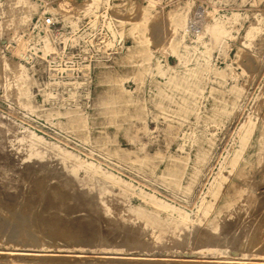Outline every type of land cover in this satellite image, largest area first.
Listing matches in <instances>:
<instances>
[{
	"label": "bare ground",
	"instance_id": "obj_1",
	"mask_svg": "<svg viewBox=\"0 0 264 264\" xmlns=\"http://www.w3.org/2000/svg\"><path fill=\"white\" fill-rule=\"evenodd\" d=\"M142 1L139 17L129 22L109 15L122 8L112 0H78L67 8L63 0H0V35L7 33L16 45L0 47L3 98H15L64 139L127 155L123 162L96 159L80 145L68 148L22 126L20 136L9 138L0 120V256L130 264L136 259L118 253L122 245L197 235L208 242L201 251L208 255H225L227 245L247 242L245 257L259 258L203 264H264V220L258 221L249 185L264 175V0H209L204 28L188 19L189 2L173 6L166 14L167 46H146L159 0ZM68 28L78 36L67 38ZM52 42L59 52L48 60ZM74 44L80 46H68ZM67 47L91 52L83 56L92 63L88 86L53 69L43 78L44 61L57 68ZM14 56L32 62L25 66ZM80 95L86 99L75 102ZM230 127L217 157L218 136ZM17 202L24 204L10 213L16 230L9 232L5 210ZM3 243L38 251L3 253ZM70 248L100 253L63 255Z\"/></svg>",
	"mask_w": 264,
	"mask_h": 264
},
{
	"label": "rangeland",
	"instance_id": "obj_2",
	"mask_svg": "<svg viewBox=\"0 0 264 264\" xmlns=\"http://www.w3.org/2000/svg\"><path fill=\"white\" fill-rule=\"evenodd\" d=\"M63 1H64L65 8H67L70 6V4L78 0H63ZM188 2L192 5L190 8L188 19L190 21H193V24H194V21L196 20L198 26L200 28H204L205 23H204L203 16H205V11L210 8V5H212L211 1L209 0H159L158 11H157L158 18L153 20V22L149 26L148 35L150 37H149V41L146 44V46H167L168 45L169 43L168 39L170 38V36H169V28H168L167 20H166L167 18L166 14L168 11L171 10L173 6H176V5L179 6L182 4H186ZM112 4L122 5V8L117 9V10H112V11L110 10L109 15H111L113 19L130 22L132 19L134 20L139 17L141 8L145 4V2L142 0H112ZM259 8H264V1L259 5ZM69 10L70 9H66V11H69ZM73 12L77 14L76 10H74ZM248 24H249V20L245 19V21L243 22V25L246 27ZM68 30L69 32L66 33V36L67 38H70V40L75 38L79 34L78 31L74 30L73 32L69 28ZM97 37H98V32L96 34V38ZM253 45L259 46V43L255 42ZM2 46H10L14 48L16 45H15V42L10 40V37L7 33H3L2 35H0V47ZM58 46L59 45H57V43L55 42H52L51 45L48 46V50H47L48 60L55 59L57 57V54L59 52ZM68 46H80V45L74 44V45H68ZM106 50L111 51V52L114 51L113 48L112 49L108 48ZM22 53L23 55L33 54L29 52V50H24ZM90 53L91 52L89 51L84 52L78 47H71V48L67 47L65 55L60 60L58 59L60 63L57 65V68H52L50 66L47 67L48 65L45 64L46 61H44L43 65L41 66L43 78L46 79L47 71L50 69H53L66 80H69L70 77L72 76L73 78H76L79 83H82L83 85H85V87L88 86L89 82L92 79H94V75L92 73L93 69L91 67V64H92L91 60L90 62L89 61L87 62L86 60L83 59V56H85L86 58L89 56ZM108 55H111V54L108 53ZM38 56H41V54H38ZM13 61L20 62L21 64H24L25 66L30 65V63L32 62L31 60L30 63H26L24 62L23 59L19 60L15 56L13 57ZM86 80L89 82L86 83L85 82ZM80 88H82V86ZM63 99L66 102L70 100L68 97H63ZM85 99L86 98L84 96L80 95L76 98L75 102H82ZM0 113L10 117L11 119L9 120V122H7L6 120H2L0 118L1 122L5 125L3 126L4 128H1V129L9 132V136H8L9 138H11L13 134L14 136L16 135L17 137L20 136L19 128L20 126H22V127L30 129L37 135L43 137L44 139L58 141L59 143H61L62 145L68 148H73L74 147L73 145H76L77 147H79L78 145H80L79 142L77 140H74L73 138L64 139V133L50 126L49 123L45 122L44 120H39L32 114H29V113L27 114L24 108H21L17 105L15 98L13 97H11L10 99L3 98L1 90H0ZM232 129L233 127H230L228 128V133L225 132L218 136L217 148H216L217 157L221 155V153L223 152L226 146V143L228 142V139H229V133H231ZM171 130H174V128H172ZM169 140L171 142H175L174 136L171 137ZM138 141L144 142L143 139L142 140L139 139ZM145 142L148 143L147 141ZM147 147L148 146H145L144 148H147ZM82 149L90 152L91 155L96 156L97 157L96 159L105 160V158H110L111 160H118V161L123 162L127 158V155L125 153L121 154L120 156L119 155L116 156L111 153L107 154V153L102 152L100 149H98L96 146L92 144H85L82 147ZM215 159L212 161V164H214ZM249 185H250V193L253 194L255 197H257L258 199V202L255 205V209L258 215V221L262 222L264 220V175H258L257 177H254L251 180V183ZM23 204L24 203L17 202L15 205H10L9 208L5 210V213L7 212L8 216L5 218L4 221H7L8 223L11 224L9 227V232L16 230V225H14L15 220L9 217V215L10 213L12 214V212L14 211L13 210L14 206L16 207V206L21 205L20 208H22ZM17 214H23V210L20 209L17 212ZM225 227L227 229L230 228L229 226H223L222 229ZM140 238L142 240V237H139V239ZM143 240H144L143 242H145V239ZM143 242H141L140 244L136 243V245L135 244L122 245L120 247L121 250L118 251V253H121L124 255H130L134 259H136L135 262L130 263V264H151V263H144V262L139 261L143 257L144 258L146 257L149 259H151V257H157L158 259L191 258L196 261L195 264L212 263L216 261L221 262L223 259H234V260L259 259L257 257L256 258L245 257L246 255L250 254L247 251L249 248V245L247 242L241 246L227 245L226 248L223 249V251H225L226 254L216 255V256L208 255L207 253L201 252L202 250L207 248L208 242H205V240H200V238L197 235H192L190 238H185V239L182 238V240L179 242L172 241V242L164 243L161 245L160 244L154 245L151 239H148L145 243ZM1 249L3 250V253H5V249H6V250L15 251L16 254H22L23 252H28V251H38L36 249H33L32 247L13 246L7 243L6 244L3 243V245L1 246ZM61 251L62 250H60V252ZM83 251H85V253H100L99 251H91L89 248H79V249L70 248L67 250H63L62 252H65L63 253V255L70 256L69 253L78 254V253H82ZM252 252L253 251H251V253ZM35 259L36 258H31V257L30 258H27V257L8 258L7 256H0V262L9 261V260L21 261L20 263H17V264H36L38 263L37 261L38 259L37 260ZM260 259L264 260V257H261ZM65 260L69 264H90V262L88 261H86L85 263H81L79 260H70V259H65ZM245 262H248V261H245ZM38 264H52V263L46 262V263H38ZM154 264H159V263H154Z\"/></svg>",
	"mask_w": 264,
	"mask_h": 264
},
{
	"label": "built area",
	"instance_id": "obj_3",
	"mask_svg": "<svg viewBox=\"0 0 264 264\" xmlns=\"http://www.w3.org/2000/svg\"><path fill=\"white\" fill-rule=\"evenodd\" d=\"M46 25H47V26H50V25H51L50 20H47V21H46Z\"/></svg>",
	"mask_w": 264,
	"mask_h": 264
}]
</instances>
